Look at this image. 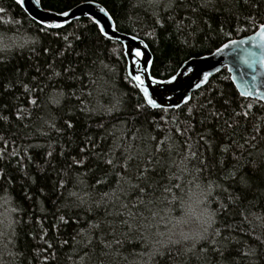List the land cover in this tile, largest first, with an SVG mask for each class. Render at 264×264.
I'll list each match as a JSON object with an SVG mask.
<instances>
[{
    "label": "trees",
    "instance_id": "obj_1",
    "mask_svg": "<svg viewBox=\"0 0 264 264\" xmlns=\"http://www.w3.org/2000/svg\"><path fill=\"white\" fill-rule=\"evenodd\" d=\"M94 1L147 42L159 79L264 22V0ZM0 9V264H264L263 102L224 68L152 109L92 18L50 29L15 0ZM213 212L211 239L185 242Z\"/></svg>",
    "mask_w": 264,
    "mask_h": 264
},
{
    "label": "water",
    "instance_id": "obj_2",
    "mask_svg": "<svg viewBox=\"0 0 264 264\" xmlns=\"http://www.w3.org/2000/svg\"><path fill=\"white\" fill-rule=\"evenodd\" d=\"M21 7L39 24L43 20L46 23H60L62 25L60 28H63L73 21L90 17L93 20H99L100 25L104 26L105 31L110 35L113 34L112 26L114 25L116 29L115 35L120 37L119 42L123 45L124 51L126 46H128L137 47L143 52V56L140 57L139 63L135 68L131 66V61L126 57L127 73L128 76L129 72H132L133 75H140L144 79L145 85L148 86L150 94L162 105V108L152 109H175L177 108L174 106L176 104H180V107L185 105V95L192 98L196 90L205 86L216 73L224 68L229 72L231 80L239 93H244L242 96L264 103V64L261 63V60H264V41H261L256 35L258 29L249 35L231 39L238 43L236 45L229 44V47L220 53H217L216 49L210 54L188 59L177 73L173 75L177 77V80L168 82L172 76L167 79H159L152 75L154 55L147 42L135 35L119 31L112 14L100 2L94 0L82 1L74 7L63 11L69 13L67 17L60 15L62 12L44 8L42 0H24ZM100 9L105 11L102 12ZM229 41L224 44H228ZM241 41L243 43H239ZM223 45L219 48H222ZM237 53H239V59L236 58ZM244 60H247L253 66L251 68L247 67ZM185 65L194 67L196 71L192 73L184 72ZM203 72H210L211 75L206 82L201 84L200 88H196L195 85L202 79ZM134 83L136 84L135 81ZM138 89L142 93L139 87Z\"/></svg>",
    "mask_w": 264,
    "mask_h": 264
},
{
    "label": "snow or ice",
    "instance_id": "obj_3",
    "mask_svg": "<svg viewBox=\"0 0 264 264\" xmlns=\"http://www.w3.org/2000/svg\"><path fill=\"white\" fill-rule=\"evenodd\" d=\"M16 2L18 4L23 5L24 0H16ZM176 0H169V6H171L172 4H175ZM212 0H206V3H211ZM149 4H159L160 0H148ZM0 11H3V9H0ZM100 11H105L104 9H100ZM60 15L67 17L69 15L68 12H62L60 13ZM109 19H111V17H109ZM40 23L46 27V28H60L62 27V25L60 23H46L45 21L41 20ZM93 23H95L98 27H99V31L100 33L108 40H116L117 42H119L120 37L115 35L116 29L115 26L113 25V34L110 35L107 31H105L104 26L100 25V21L99 20H93ZM256 35L259 37V39L261 41H264V23H261L258 25V31L256 33ZM133 39H135V37H133ZM238 42L235 40H231L229 41L228 44H224L222 48H217V53L222 52L224 49H227L229 47V44L231 45H236ZM239 43H243V41L239 42ZM259 47V46H258ZM124 55L129 58V60L131 61V66L133 68H135L137 66V64L139 63V59L140 57L143 56V52L137 48V47H128L126 46ZM237 59L240 58L239 53H237L236 56ZM244 63L247 67L251 68L253 65L248 63L247 60H244ZM261 63L264 64V60H261ZM196 69L190 65H185L184 68V72L186 73H192L195 72ZM217 71H219V69H217ZM56 75H59V73H55ZM211 75L210 72H203L202 74V79L200 80L199 83H197L195 85L196 88H200L201 84L206 82L208 80V77ZM129 78L133 81L136 82L135 86L139 87L143 93V97H144V104L151 107V108H162V105L160 103L157 102V100L155 98H153V96L150 94L149 92V88L148 86L145 85L144 79L140 76V75H133L132 72H129ZM254 78V77H253ZM177 77L176 76H172L170 81L168 82H172V81H176ZM26 87V86H25ZM241 95H244V93H241ZM191 99V97L188 96H184V103L187 104L188 101ZM32 104H36L35 100L30 101ZM144 105H138V107H143ZM175 107L179 108L180 104H176L174 105ZM189 112H191V109H189ZM236 115H240V113H237ZM243 115L247 116V113H244ZM6 119V118H5ZM231 126V125H229ZM69 127H71V125H69ZM177 131H180L179 129H177ZM258 131V130H257ZM201 139H204L203 136H201ZM253 139H255V137H253ZM227 150V149H225ZM49 155H51V153H49ZM196 156V152L192 151L191 148H189V156L186 157V159H191L194 158ZM82 163V162H79ZM108 164H112L113 161L112 160H108L107 161ZM145 171H147L145 169ZM143 175V174H142ZM243 181V178H241ZM246 183V181H243ZM97 183H100V181H97ZM209 188H211V185H209ZM167 191V189H166ZM213 218H214V212L210 213L208 215V227L204 228L202 230V232H200L199 234H197L196 236H185L183 237L185 242H199V241H206L211 239L210 236L207 235L209 228L212 227V223H213ZM61 219H63V217H61ZM216 235L219 236L220 233L217 231ZM257 240H260V237H256ZM225 240V247L227 246V242H228V238L224 237ZM213 244L215 245L217 242L215 240L212 241ZM158 247L156 248V252L159 253L161 248L165 247V245H163L160 241H156L155 242ZM169 243H179V241H169ZM260 243H264V240H260ZM191 250V249H189ZM216 251H220L219 248L215 249ZM255 253V248H251L249 252L245 253V255H251Z\"/></svg>",
    "mask_w": 264,
    "mask_h": 264
}]
</instances>
